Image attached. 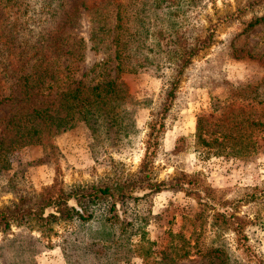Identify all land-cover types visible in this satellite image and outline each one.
<instances>
[{
  "label": "rangeland",
  "instance_id": "rangeland-1",
  "mask_svg": "<svg viewBox=\"0 0 264 264\" xmlns=\"http://www.w3.org/2000/svg\"><path fill=\"white\" fill-rule=\"evenodd\" d=\"M73 3L0 0V94L10 93L8 80L42 70L47 59L57 84L71 74L64 88L0 104V209L56 179L70 191L135 175L175 79L160 119L154 179L199 175L219 201L199 219L198 200L182 191L134 190L137 199L115 208L91 205L87 221L0 231V264H264V21L249 25L264 18V0ZM204 42L183 67V56ZM78 82L80 97L93 102L101 94L114 110L105 117L109 108L99 111L95 102L65 108L62 93ZM33 109L54 118L24 137ZM80 110L94 112L95 127ZM218 212L226 223L215 224Z\"/></svg>",
  "mask_w": 264,
  "mask_h": 264
},
{
  "label": "trees",
  "instance_id": "trees-1",
  "mask_svg": "<svg viewBox=\"0 0 264 264\" xmlns=\"http://www.w3.org/2000/svg\"><path fill=\"white\" fill-rule=\"evenodd\" d=\"M5 1V0H3ZM77 4L80 0H74ZM104 0H93L95 6L100 7L103 4ZM85 3L83 2L82 5ZM117 20H121V9H117ZM260 21H264V18L261 20H256L255 22L250 23L249 25H255V23H260ZM102 27L97 28V31H101ZM119 29V25L117 27ZM114 42L116 45V59L118 70H123L122 67V51L121 41L119 39L118 33L114 35ZM212 36V35H211ZM210 39V38H209ZM202 46L195 45L196 48H192L189 54H185L182 59V66L187 67L191 61V58L201 49L206 48L210 42H204ZM69 52V50H68ZM67 52V53H68ZM77 54V53H76ZM75 58V56H73ZM23 63V60L21 61ZM46 64L43 66L44 68H36V72L32 71L22 72L21 74H17L13 77V80L10 83V93L4 95L0 94L2 98L0 100V104H4L6 102L15 101V102H24L28 101L30 98L37 96L38 94L45 93L46 91H51L56 88H64L66 87V82L71 79L70 72L65 73L63 75V83L62 85L57 84V78H54L52 75L53 71L51 68V62L48 59L44 60ZM71 64L65 66V70H68L69 67L71 69ZM34 67V66H33ZM42 67V66H41ZM47 74V76H46ZM49 74L51 76H49ZM49 76V77H48ZM48 78V80H46ZM59 79V77H58ZM59 81V80H58ZM173 86H171L164 96V102L160 106L161 115L160 117L154 121L158 123L160 126L157 128V124L152 123L150 125V130L145 140V151L143 154V158L141 160L139 170L135 175H131L126 177L123 180H116L113 184H103V185H91L88 187H76L67 191L62 186L61 182L56 181L51 184L49 187L44 188L38 194H31L21 196L18 201L13 203L10 206H7L3 209H0V231L8 234L7 232L11 229L12 226L17 227H27L31 226L33 221L40 224L42 227L50 228L54 221H58L61 219H78L82 221L90 220L93 217L92 212L90 211L91 205H98L102 202H111V207H116V202L124 199L135 198L138 196H133L134 190L148 191V193L159 192L163 189L170 188L182 191L189 196H193L198 200V204L200 206V212L197 214L199 219H202L203 214L207 210L208 207H214L219 201L216 197L215 190L210 185L200 180L199 175H188V174H180L174 176L169 182H158L154 179L153 175V163L154 158L156 156V149L159 144V136L162 131L163 119L170 109V105H172L173 99L175 97V88L178 79L173 81ZM77 82H73L76 84ZM81 83L78 82L76 88L71 87V85H67V90L62 93L63 100L65 104V108H84L85 104L94 103L97 105L99 111L104 108H109L108 111L104 113L105 117L108 112L114 110L113 106H109V102L105 101V99L101 96V94L97 95L98 101H87L80 97L82 93ZM108 90L106 93H109ZM23 95V96H21ZM84 111L85 114L83 118L90 122L92 127H95L97 120H93L94 112H92L91 116H87L88 110H80ZM70 115V113H68ZM102 115V114H101ZM54 118L48 111L33 109L30 114L28 122L29 128L25 130L24 128L21 130L22 136L31 137L32 135H38L39 133V122H45L46 119ZM10 125H14V120H10ZM111 126L115 125L114 123H110ZM9 124L7 125V127ZM201 136V133H200ZM201 139V137H199ZM109 199V201L107 200ZM217 219L215 224H220L219 219L226 223L228 220L226 216L218 212ZM235 222H230V224H234ZM238 234L241 232V228H236L235 230ZM215 251H219L216 249ZM146 254H143V258ZM219 258V257H218Z\"/></svg>",
  "mask_w": 264,
  "mask_h": 264
}]
</instances>
